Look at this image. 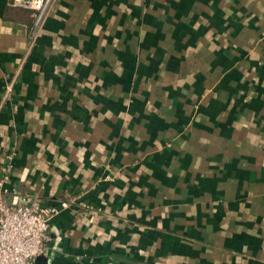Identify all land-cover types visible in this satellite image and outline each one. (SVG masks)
<instances>
[{
    "label": "crops",
    "instance_id": "crops-1",
    "mask_svg": "<svg viewBox=\"0 0 264 264\" xmlns=\"http://www.w3.org/2000/svg\"><path fill=\"white\" fill-rule=\"evenodd\" d=\"M4 174L8 203L70 202L35 264H264L176 231L221 199L264 231V0H0Z\"/></svg>",
    "mask_w": 264,
    "mask_h": 264
},
{
    "label": "built area",
    "instance_id": "built-area-1",
    "mask_svg": "<svg viewBox=\"0 0 264 264\" xmlns=\"http://www.w3.org/2000/svg\"><path fill=\"white\" fill-rule=\"evenodd\" d=\"M53 0H13L23 9L33 11L36 21H42ZM8 177L0 180V264H35L40 256L49 253L50 222L58 214L59 206H47L34 197L14 196L5 199Z\"/></svg>",
    "mask_w": 264,
    "mask_h": 264
},
{
    "label": "rangeland",
    "instance_id": "rangeland-1",
    "mask_svg": "<svg viewBox=\"0 0 264 264\" xmlns=\"http://www.w3.org/2000/svg\"><path fill=\"white\" fill-rule=\"evenodd\" d=\"M5 173L6 175L9 174V170H5ZM6 175L4 174L3 177ZM64 202L69 206L70 202ZM66 207L61 208L58 213ZM187 209L188 217L185 218L186 223H183V227L178 228L176 231H182L186 227L191 226V228L195 231L198 230L197 232L203 235L201 239H206L207 241H213L212 237H214L217 242H223L224 244L234 242L236 243L234 248L237 250L243 249L250 242L255 246L252 247L253 250L257 249L259 251L261 248L258 243H260L261 237L264 239V231L258 228L260 226V216L239 212L237 207H230L226 199H221L220 202H212V200H209L208 202L190 204ZM186 230L187 228L184 231L188 233ZM193 233L195 235V232ZM136 248H138V252L141 255L149 253L150 255L154 254L158 256L159 254L158 248L155 245L149 247L136 245ZM260 251L264 252V247ZM206 252L207 254L204 257L208 261V263L206 261L207 264H231L227 259L225 260L218 254L217 256L219 257H215L212 252ZM185 253L191 254L193 250L188 248ZM164 263L181 264L180 261L173 260V258H171L170 262H163L157 259L154 264ZM109 264H115V262L111 261Z\"/></svg>",
    "mask_w": 264,
    "mask_h": 264
}]
</instances>
